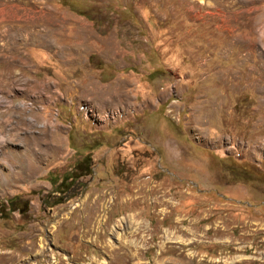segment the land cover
<instances>
[{
	"label": "rangeland",
	"instance_id": "obj_1",
	"mask_svg": "<svg viewBox=\"0 0 264 264\" xmlns=\"http://www.w3.org/2000/svg\"><path fill=\"white\" fill-rule=\"evenodd\" d=\"M0 264H264V0H0Z\"/></svg>",
	"mask_w": 264,
	"mask_h": 264
},
{
	"label": "trees",
	"instance_id": "obj_2",
	"mask_svg": "<svg viewBox=\"0 0 264 264\" xmlns=\"http://www.w3.org/2000/svg\"><path fill=\"white\" fill-rule=\"evenodd\" d=\"M84 158H86L85 156L81 159V161H79L76 166H75V170L77 171V175L75 177H73L72 179L77 178L80 175L86 174L88 173L89 170V166H90V161H85ZM71 178V177H70Z\"/></svg>",
	"mask_w": 264,
	"mask_h": 264
},
{
	"label": "bare ground",
	"instance_id": "obj_3",
	"mask_svg": "<svg viewBox=\"0 0 264 264\" xmlns=\"http://www.w3.org/2000/svg\"><path fill=\"white\" fill-rule=\"evenodd\" d=\"M124 219H121L120 221H123ZM121 223V222H120Z\"/></svg>",
	"mask_w": 264,
	"mask_h": 264
}]
</instances>
